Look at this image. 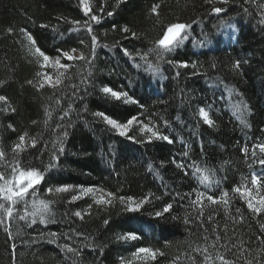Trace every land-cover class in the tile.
Here are the masks:
<instances>
[{
    "label": "trees",
    "instance_id": "16d2710c",
    "mask_svg": "<svg viewBox=\"0 0 264 264\" xmlns=\"http://www.w3.org/2000/svg\"><path fill=\"white\" fill-rule=\"evenodd\" d=\"M90 4L101 22L91 24L99 43L88 64L61 55L75 48L73 55L91 58V36L84 25L89 18L79 0H0V96L6 97L0 101V151L6 153L0 167L15 162L12 148L27 133L29 146L18 159L21 167L43 172L36 195L52 201L53 214L47 224L28 226L13 219L7 222L8 231L0 224V264H205V247L212 264H220L218 254L235 264L248 260L264 264V213L252 215L233 192L245 178L250 182L253 172L264 173L251 155L254 145L264 143V0H90ZM156 4L158 17L151 11ZM214 7L225 11L217 14ZM172 23L190 24L188 39L161 60L151 50ZM29 47L33 51L39 47L54 60L60 56L61 63L71 67L66 72L41 67L42 58ZM132 59L147 65L137 66ZM182 62L189 67H179ZM149 63L158 64L159 73H152ZM135 66L143 75L134 71ZM38 72L53 79L65 72L63 83L56 89L47 84L40 88ZM103 87L128 93L129 102L103 94ZM201 107L209 112L212 126L200 118ZM96 112L120 123L135 116L137 122L128 136H121L94 116ZM145 124L173 142L155 137L149 142L151 134L142 130ZM33 139L35 148L30 146ZM202 175L218 186L214 183L209 190L200 183ZM64 185L70 186L68 192L46 191ZM88 187L102 193H94L96 198L112 203L97 205L91 194L72 200ZM223 191L229 193L227 213L223 204L211 205L205 199L201 225L190 202L197 192L218 197ZM133 201L144 203L139 211H126ZM168 204L172 208L164 212ZM75 211L84 219L75 217ZM158 212L162 215L156 216ZM129 233L139 239L120 238ZM65 245L78 254L68 253ZM140 247L164 255L154 261L144 254L134 256Z\"/></svg>",
    "mask_w": 264,
    "mask_h": 264
},
{
    "label": "snow or ice",
    "instance_id": "6c2138e0",
    "mask_svg": "<svg viewBox=\"0 0 264 264\" xmlns=\"http://www.w3.org/2000/svg\"><path fill=\"white\" fill-rule=\"evenodd\" d=\"M121 3L124 2V0H120ZM211 2V0H209ZM81 10L83 12V15L88 17L89 19L84 22L85 30L87 33L91 36V58L86 56L84 53H81L79 56H75L72 53L76 52V49H71V52L62 51L61 55L63 58H66L68 61H84L88 64H91L92 61L95 58V52H96V45L99 43L97 37L92 34L93 29L91 24L94 22L96 24H99L101 22V16L97 14H93V9L90 4V0H79ZM221 3H227V0H221ZM160 8L159 4H156L152 7L151 11L159 16L158 9ZM215 13L219 14L221 12H224L225 9L222 7H214L212 9ZM100 12H103L104 9L101 7L99 9ZM108 16H112V12L107 13ZM75 24H80V21H75ZM42 27H47L46 25H42ZM191 28L190 24L186 23H172L167 26L166 31H164L161 35V38L157 39L155 42V47L151 50L155 52L159 59H164V56L166 53L171 54L177 47H179L184 40L188 39L187 36V30ZM11 31V29H9ZM21 31H25L24 29H21ZM124 32H128L129 29L125 28L123 29ZM133 36H136V33H132ZM26 38L29 41V44L31 46L36 45L35 39L31 36V34L26 33ZM81 44H83V40L80 41ZM29 52L33 55H37L38 57L42 58L43 64L41 67H53V68H60L64 69L65 72L71 67L69 64H63L61 63V57L58 56L54 63L50 64L51 58L45 54L44 51H42L39 47H29ZM125 55H130L127 51V49L124 50ZM135 58V57H133ZM141 59L147 61L146 55H141ZM39 62V61H37ZM168 63H171V61H167ZM139 66V65H137ZM240 64L239 61L236 62L235 67L239 68ZM179 67L187 68L189 65L186 62L180 63ZM192 67H195V65H192ZM214 67V65H213ZM148 68L150 71L154 74L159 73L160 68L159 65H153L151 63L148 64ZM65 72H61L59 76L56 79H53V76L48 73H37L38 76L42 77L43 82L39 84L40 88L45 87V84H47L49 87L56 89L58 88L62 83L63 80L61 77L65 76ZM179 73H177L178 75ZM91 75V73H89ZM29 83H32L29 81ZM75 91V88L73 89ZM102 93L108 96H111L116 101H121L123 99L124 103L129 102L128 93L126 92H120L115 91L110 87H103L101 89ZM0 101H6V97L0 96ZM133 103H138V101H131ZM12 111H15L12 109ZM94 116L100 118L105 122L107 125L111 126L112 129L118 130L119 135L121 136H128V131L130 129V126L133 125L134 122H137V118L135 116L129 118L125 123H120L116 119L111 118L109 115H107L104 112H96L94 113ZM199 116L203 120V122L209 126H212L214 124V121L210 118L209 112L205 110V108L201 107L199 109ZM63 119V117H61ZM166 123V122H165ZM143 131H147L150 133L149 142L151 141L152 137H155L156 139H162L168 143H172L173 141L170 139L167 135H162L158 130L154 129L153 127H150L149 125L145 124L143 126ZM64 135H67V132H64ZM28 134L24 133L19 136L18 143L14 145L12 148L13 153L16 155L14 156V163L10 164H4L2 167H0V224L6 225L5 231H8L7 228V222L13 219H18L19 221L25 222L28 226L35 225L38 221L41 224H47L49 222H52V211L50 209V204L52 203L51 200H45L40 199L36 195L37 186L41 184V182L44 180L43 172L37 168L34 167H21V161L18 159V156L21 152L25 151L27 147L29 146L27 144V138ZM129 139H132V137H129ZM37 141L33 139L31 141V147H36ZM256 149H259L260 155H257ZM60 152H63V148L61 147L59 149ZM245 155L248 154L249 149L247 146H244L242 149ZM187 153H185L186 155ZM252 157L256 158L254 160L255 163L259 164L264 168V143L256 144L254 145L252 152ZM6 159V153L4 151H0V162L4 161ZM55 159V157H53ZM53 165L50 164L49 168H51ZM180 167H183V165H179ZM252 165L249 164V168H251ZM10 169V170H9ZM197 172H200V169H196ZM187 174V173H185ZM200 183L202 185L208 186L209 190H211V186L216 183L218 186V182H214L212 179H210L209 175H202L200 177ZM262 189H264V173L257 174L256 172H253L251 175L250 182L245 178L241 185H238L234 187L233 192L235 194H238V198L242 200L245 204L249 212L254 216H260L262 213H264V194H261ZM70 190V186L64 185L61 187L56 188H47V193L51 194L53 192L55 193H64L68 192ZM95 189L93 187H88L86 189H81L80 195H73L72 200H76L81 198L82 195H88L91 194L93 196L94 203L97 205L102 204H111L112 201L110 199H105L104 197L96 198L95 197ZM113 193H107L108 197H112ZM207 200L211 205H218L223 204L225 208V212L227 213L228 207H229V193L227 191H223L220 196H213V195H206L205 192H197L196 193V199L192 200L190 203L191 205L197 209L199 215L196 217L197 220H200L201 225L203 224V220L201 217H203V209H204V200ZM121 202H123L124 198H120ZM71 202V201H70ZM144 201H141L140 203H136L133 201L132 204H128L126 206V211L129 212H136L139 211L140 207ZM134 205V206H133ZM92 205H89V208H91ZM172 208L171 204H168L164 208V212H169ZM239 212V209L236 210ZM90 214V213H89ZM162 213H156V216H161ZM74 216L80 218L81 220L84 219V215H82L81 211H75ZM207 219L210 221L212 220V217L209 216ZM243 219V217H241ZM107 223V221H105ZM185 223H188L186 220ZM215 232V228L213 229ZM261 231L264 232V225H261ZM19 234V233H17ZM43 235V234H41ZM54 238L57 236L56 233L51 234ZM124 240H137L139 239V236L135 233H129L126 236L120 237ZM207 239V237H204ZM220 237L217 235V241H219ZM264 242V241H262ZM213 247L216 245L213 244ZM66 251L68 253L72 254H78V250L73 248L70 245H65ZM196 251H201L200 249H196ZM204 255V262L205 264H212V257L210 255H207L208 248L205 247L203 250ZM141 254H144L145 257L150 258L151 260H156L158 256H163L164 252L153 249L150 247H140L137 249L136 253H134V256L140 257ZM242 256H238L237 259H241ZM216 260L220 262V264H235L234 261H229L225 258L223 255H217ZM245 264H252L251 260H248L245 262ZM257 264H261V262H257Z\"/></svg>",
    "mask_w": 264,
    "mask_h": 264
},
{
    "label": "bare ground",
    "instance_id": "6f19581e",
    "mask_svg": "<svg viewBox=\"0 0 264 264\" xmlns=\"http://www.w3.org/2000/svg\"><path fill=\"white\" fill-rule=\"evenodd\" d=\"M232 40H233V39H232ZM235 43H236L235 41H232V44H233V45H234ZM132 60H133L134 63H136V65L139 64L140 67H145V66L147 65V63H145V61L142 62V60H137V61H138V63H137V62H135V59H132ZM140 67L135 66L134 71L137 73V72H138V68H140ZM138 73H139V76L143 75V71H142V72H138ZM152 87H153V86H152Z\"/></svg>",
    "mask_w": 264,
    "mask_h": 264
},
{
    "label": "rangeland",
    "instance_id": "374dc122",
    "mask_svg": "<svg viewBox=\"0 0 264 264\" xmlns=\"http://www.w3.org/2000/svg\"><path fill=\"white\" fill-rule=\"evenodd\" d=\"M54 61H55V60L51 58L50 62H54ZM95 193H96V194H100V195L102 194V193H101L100 191H98V190H95Z\"/></svg>",
    "mask_w": 264,
    "mask_h": 264
},
{
    "label": "water",
    "instance_id": "95a60500",
    "mask_svg": "<svg viewBox=\"0 0 264 264\" xmlns=\"http://www.w3.org/2000/svg\"><path fill=\"white\" fill-rule=\"evenodd\" d=\"M257 1H259V0H257Z\"/></svg>",
    "mask_w": 264,
    "mask_h": 264
}]
</instances>
